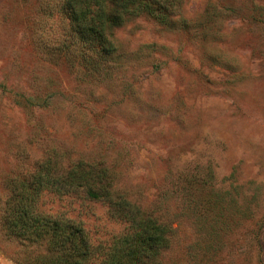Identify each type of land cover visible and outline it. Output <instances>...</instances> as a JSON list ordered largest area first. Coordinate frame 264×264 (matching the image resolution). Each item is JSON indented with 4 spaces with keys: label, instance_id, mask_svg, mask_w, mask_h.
<instances>
[{
    "label": "rangeland",
    "instance_id": "374dc122",
    "mask_svg": "<svg viewBox=\"0 0 264 264\" xmlns=\"http://www.w3.org/2000/svg\"><path fill=\"white\" fill-rule=\"evenodd\" d=\"M64 0H0V264L26 248L2 228L10 180L48 157L107 166L169 243L149 264H264V0H182L133 17L102 53ZM41 206L95 241L108 205L47 192ZM43 250V249H41Z\"/></svg>",
    "mask_w": 264,
    "mask_h": 264
},
{
    "label": "trees",
    "instance_id": "16d2710c",
    "mask_svg": "<svg viewBox=\"0 0 264 264\" xmlns=\"http://www.w3.org/2000/svg\"><path fill=\"white\" fill-rule=\"evenodd\" d=\"M181 1L64 0L63 8L80 36L110 53L116 26L145 14L166 23ZM47 192L101 201L125 228L108 240L95 241L83 222L42 208ZM1 225L26 248L37 247L24 251V264H149L169 243L166 228L116 189L107 166L84 161L62 166L51 157L30 175L10 180Z\"/></svg>",
    "mask_w": 264,
    "mask_h": 264
}]
</instances>
